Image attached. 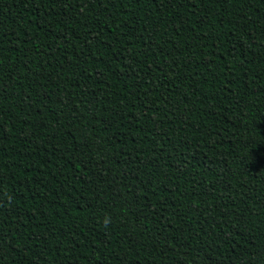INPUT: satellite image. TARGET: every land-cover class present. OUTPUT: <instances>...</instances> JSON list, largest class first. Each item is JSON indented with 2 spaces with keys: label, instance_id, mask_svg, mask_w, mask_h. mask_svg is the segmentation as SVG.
Masks as SVG:
<instances>
[{
  "label": "trees",
  "instance_id": "1",
  "mask_svg": "<svg viewBox=\"0 0 264 264\" xmlns=\"http://www.w3.org/2000/svg\"><path fill=\"white\" fill-rule=\"evenodd\" d=\"M0 264H264V0H0Z\"/></svg>",
  "mask_w": 264,
  "mask_h": 264
}]
</instances>
